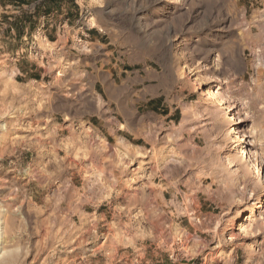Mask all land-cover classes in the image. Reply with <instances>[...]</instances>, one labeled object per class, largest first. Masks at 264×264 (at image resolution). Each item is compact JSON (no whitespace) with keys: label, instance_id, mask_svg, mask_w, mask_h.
I'll return each mask as SVG.
<instances>
[{"label":"rangeland","instance_id":"rangeland-1","mask_svg":"<svg viewBox=\"0 0 264 264\" xmlns=\"http://www.w3.org/2000/svg\"><path fill=\"white\" fill-rule=\"evenodd\" d=\"M34 7L0 0V264H264V0H64L38 16ZM22 10L35 24L17 37ZM62 29L97 30L125 71L134 104L106 87L97 96L143 116L142 152L126 167L136 193L108 196L93 174L76 173L73 131L97 112L92 95L80 109L55 93L78 50L89 54L50 48L48 34ZM210 91L232 107L241 145ZM193 123L183 163L173 131ZM241 146L259 179L243 159L228 171Z\"/></svg>","mask_w":264,"mask_h":264},{"label":"crops","instance_id":"crops-1","mask_svg":"<svg viewBox=\"0 0 264 264\" xmlns=\"http://www.w3.org/2000/svg\"><path fill=\"white\" fill-rule=\"evenodd\" d=\"M69 31L67 29L57 30L55 34L49 33V37L54 41L50 42L46 38L50 48H58L59 46L74 45L79 49H86L89 54H84V50H78L80 54L72 57V62L64 69V76L57 79V87L55 93L62 100L74 103V106L82 109L85 103H88V97L92 95L93 101L90 103L95 107L97 116L94 124H88L84 127L80 126L73 131L71 145L73 152L76 151L73 164L77 170V174L83 175L91 173L92 177L102 185L94 187L95 190H102L108 196H120L125 194L136 193L138 190L134 186L128 187L129 180L136 181L133 177L136 175L130 172L126 167L132 161L136 160V156L141 154L142 148L138 145L140 137L138 133L143 129V116L139 112H118L110 106L114 103L108 100L105 104L103 99L97 96V87L104 90V87L114 96L119 98V101L127 102L131 100L133 104V94L128 93L127 87L123 83L124 78H121L125 71L116 67L115 63L110 61L107 48L99 42V32L92 31ZM87 32V33H86ZM86 55L91 57L94 62H100V69L94 65L88 70L90 64L86 63ZM106 57V58H105ZM87 58V59H88ZM107 66L108 69L102 70ZM96 68L97 70H95ZM186 115H191L193 112H185ZM182 124L178 128H174V138L182 137L183 144L180 147L181 153L185 155L183 163L190 162L191 152V136L186 139L185 135L191 129L189 126ZM188 128V129H187ZM208 138L209 130H205ZM195 137H198L197 134ZM194 137V140H195ZM133 141V142H131ZM90 158H95L97 163L102 166V169L95 167ZM94 166V168H93ZM86 179V178H84ZM135 189V190H129Z\"/></svg>","mask_w":264,"mask_h":264},{"label":"bare ground","instance_id":"bare-ground-1","mask_svg":"<svg viewBox=\"0 0 264 264\" xmlns=\"http://www.w3.org/2000/svg\"><path fill=\"white\" fill-rule=\"evenodd\" d=\"M207 99L208 100H213L216 104L217 107H219L222 110V114L224 116L227 117V121H229L232 124V129L228 131V133L230 134V136L233 134V136L235 135V131L236 129L234 128L236 126V122L234 119V114H233V109L230 105H227L226 102L222 99V97L218 96L217 92H209L206 94ZM230 127V126H229ZM236 140L237 145H241V141L239 137L234 136ZM237 155L238 158H236V156H229L228 158L225 159V164L228 167V171L231 170V168L233 167V163L235 162V159H243L247 161V167L250 169V171L255 175V177L257 179H259L262 175V173L260 172V169L258 168V165L250 158V156H247V153L245 151V148L243 146H241L240 148L237 149ZM248 169V170H249ZM231 173H233V171H231ZM233 175V174H232ZM255 205V204H253Z\"/></svg>","mask_w":264,"mask_h":264},{"label":"trees","instance_id":"trees-1","mask_svg":"<svg viewBox=\"0 0 264 264\" xmlns=\"http://www.w3.org/2000/svg\"><path fill=\"white\" fill-rule=\"evenodd\" d=\"M2 1V0H1ZM64 0H8V3L14 7H22L24 5H30V3H35L34 7V15L39 14L41 11L42 14L48 15L51 11V8H57L60 6V4ZM22 10V14L20 16H14L12 26L17 31V37L18 34L21 33L23 30V27L26 25V23H29V25L33 26L35 24L34 20L31 19V14Z\"/></svg>","mask_w":264,"mask_h":264}]
</instances>
